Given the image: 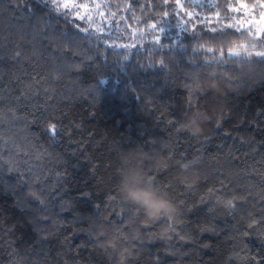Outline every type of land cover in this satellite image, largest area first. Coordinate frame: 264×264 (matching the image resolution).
I'll list each match as a JSON object with an SVG mask.
<instances>
[{
    "label": "trees",
    "instance_id": "16d2710c",
    "mask_svg": "<svg viewBox=\"0 0 264 264\" xmlns=\"http://www.w3.org/2000/svg\"><path fill=\"white\" fill-rule=\"evenodd\" d=\"M75 2L87 7L65 18L0 0V264H264V233L248 228L264 209V62L229 55L248 27L207 2ZM195 111L201 137L182 127ZM193 160L189 186L179 165ZM129 172L181 215L142 222L118 193ZM241 194L236 212L219 206Z\"/></svg>",
    "mask_w": 264,
    "mask_h": 264
},
{
    "label": "snow or ice",
    "instance_id": "6c2138e0",
    "mask_svg": "<svg viewBox=\"0 0 264 264\" xmlns=\"http://www.w3.org/2000/svg\"><path fill=\"white\" fill-rule=\"evenodd\" d=\"M11 2V0H10ZM39 4L44 5L45 7H48L51 12H54L60 16H63L65 18L73 15V12L75 10H78L80 8H86L87 5L83 4H77L75 0H37ZM163 2L166 4L167 0H163ZM205 0H188V7H194V6H204ZM176 4L183 9L185 7L184 4L180 2V0H176ZM96 8H99L100 5H95ZM207 7L209 10L211 9H223L224 15H221L220 11L216 12V17L218 18V21L224 20V19H232L237 21V27L236 30L240 31L241 28H243L244 23L246 22L249 27L246 29L244 33H242L241 37L247 36L252 38V42L249 43L247 40L240 39L239 41H232L231 47L229 48V55L236 57L240 62H250L253 61V58H258L261 62H264V0H252V3L249 5L248 3L241 2V0H237V3L234 5L231 2L219 5L214 2V0H207ZM241 9L243 10L245 21L241 22L239 18L228 16V11L233 12H240ZM75 14L78 16V18L83 19L84 17L79 16L78 11L75 12ZM112 15H115L113 13ZM170 15V12L168 10H163L161 13L162 19L161 21L149 25V28L156 30H159V33L163 31V28L161 27V24L165 22L163 18H166ZM186 15L189 17H192L194 15L193 12H187ZM90 19V17H89ZM234 25L229 24L227 25V28H232ZM182 31H186V29L181 27ZM215 31V29H213ZM155 42L160 47H165L163 43H161L160 35H157L155 37ZM203 47V45H201ZM211 51V49H209ZM21 53L17 51L15 53V57H19ZM0 59H3V56H0ZM161 67H166L164 65V62H160ZM4 97L0 96V100H3ZM15 102L19 105L23 103V100H26L27 97L21 95H17L13 97ZM50 131L53 133V135L57 134V129L55 125H50ZM193 163H196L195 160L192 161ZM33 197L37 199L41 204L44 203L43 200H40V197L36 195L35 193H32ZM246 200L243 195L239 196H233L232 199L228 200L230 205V210L232 212H236L237 208L240 207V202ZM249 216V222H248V228L252 229L254 231H259L261 233H264V209H261V216L259 218H256L255 216H252L251 213H248ZM243 236H247L248 232L245 231L241 233ZM180 239H183V236L179 237Z\"/></svg>",
    "mask_w": 264,
    "mask_h": 264
},
{
    "label": "clouds",
    "instance_id": "9594fccd",
    "mask_svg": "<svg viewBox=\"0 0 264 264\" xmlns=\"http://www.w3.org/2000/svg\"><path fill=\"white\" fill-rule=\"evenodd\" d=\"M240 39L252 42L251 37H239ZM232 40H229V45ZM214 81V82H213ZM209 87L219 91L221 90V82L218 80H210ZM209 116L202 111H195L183 123L182 127L189 131L195 137H201L205 134L204 125L208 122ZM154 165L163 166L168 163L163 157L152 161ZM192 161L180 164L184 182L189 186H194L197 182V174L194 171ZM119 196L129 205L138 208L142 213V222L156 223L162 219H177L182 212L181 207L171 198L161 194L147 179L146 176H141L138 172H129L120 180L118 187ZM220 207L228 210L230 205L228 200L221 201Z\"/></svg>",
    "mask_w": 264,
    "mask_h": 264
},
{
    "label": "rangeland",
    "instance_id": "374dc122",
    "mask_svg": "<svg viewBox=\"0 0 264 264\" xmlns=\"http://www.w3.org/2000/svg\"><path fill=\"white\" fill-rule=\"evenodd\" d=\"M205 2H207V0H205ZM244 3H246V2H244ZM232 16L233 17H237V18H239V20L241 21V22H243V21H245V16H244V13H243V10L241 9V11L240 12H234L233 14H232ZM232 20V19H231ZM232 21H235V23L237 24V21L236 20H232ZM244 27H249V25L245 22L244 23Z\"/></svg>",
    "mask_w": 264,
    "mask_h": 264
}]
</instances>
